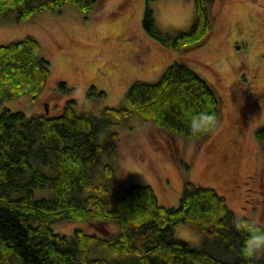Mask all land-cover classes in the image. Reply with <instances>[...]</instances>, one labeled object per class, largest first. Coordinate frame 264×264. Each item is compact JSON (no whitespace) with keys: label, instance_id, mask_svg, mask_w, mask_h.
<instances>
[{"label":"trees","instance_id":"1","mask_svg":"<svg viewBox=\"0 0 264 264\" xmlns=\"http://www.w3.org/2000/svg\"><path fill=\"white\" fill-rule=\"evenodd\" d=\"M98 0H0V21H26L44 11L65 7L89 14ZM146 0L142 26L167 48L183 50L202 44L212 33L213 0H194L195 13L187 29L163 30ZM51 63L33 36L0 45V104L22 96L37 98L46 88ZM59 89L70 92L65 81ZM88 96H105L92 85ZM129 107H106L99 118L78 113L74 99L56 115L27 116L20 110H0V264H264V258L243 256L247 233L224 195L210 186L184 183L177 207L160 204L150 185L114 189L96 183L93 168L107 150L117 158V132L103 144L100 133L132 114L187 139H205L221 118L222 101L213 85L185 63L173 61L153 82L135 81L125 93ZM47 112V111H46ZM216 118L207 133L193 136L192 115ZM264 151V123L255 132ZM188 170V165L183 164ZM110 176L114 170L105 167ZM39 193V194H38ZM245 223L264 224L241 217ZM62 221L99 226L115 223L108 235L75 229L56 232ZM111 225V224H109ZM187 226L206 233L199 245L176 237ZM111 254L110 257L107 256Z\"/></svg>","mask_w":264,"mask_h":264},{"label":"rangeland","instance_id":"2","mask_svg":"<svg viewBox=\"0 0 264 264\" xmlns=\"http://www.w3.org/2000/svg\"><path fill=\"white\" fill-rule=\"evenodd\" d=\"M149 5L165 31L187 29L194 19V0H155ZM145 6L146 0H98L87 15L65 7L26 21H0V45L31 35L51 63L42 94L5 100L0 110L56 115L67 100L74 99L78 113L116 122L103 110L129 107L125 93L133 82L156 81L173 61L185 63L213 85L222 101L214 132L204 140L187 139L132 114L100 133L99 140L105 144L109 133L117 132V158L104 150L93 168L94 180L114 189L150 185L167 207L179 205L188 180L215 188L237 218L264 224V151L255 135L264 123V0H213L211 35L183 50L167 48L146 33ZM59 81L72 90L61 91ZM92 85L106 95L88 96ZM107 165L114 170L112 176ZM109 224L96 227L85 221H62L53 229L66 235L75 229L99 235L119 229ZM175 235L199 245L206 233L180 226Z\"/></svg>","mask_w":264,"mask_h":264},{"label":"clouds","instance_id":"3","mask_svg":"<svg viewBox=\"0 0 264 264\" xmlns=\"http://www.w3.org/2000/svg\"><path fill=\"white\" fill-rule=\"evenodd\" d=\"M215 121L214 115L194 114L189 120V130L193 136L207 133L215 126ZM236 227L248 234L243 248V256L249 259L264 258V228H260L254 223H245L239 218Z\"/></svg>","mask_w":264,"mask_h":264},{"label":"water","instance_id":"4","mask_svg":"<svg viewBox=\"0 0 264 264\" xmlns=\"http://www.w3.org/2000/svg\"><path fill=\"white\" fill-rule=\"evenodd\" d=\"M47 112H48V109H47Z\"/></svg>","mask_w":264,"mask_h":264}]
</instances>
